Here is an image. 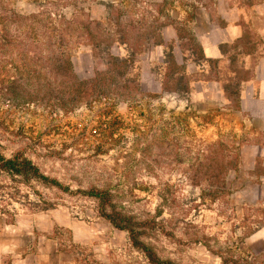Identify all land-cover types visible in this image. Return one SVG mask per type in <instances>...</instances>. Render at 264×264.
I'll return each instance as SVG.
<instances>
[{
  "label": "rangeland",
  "instance_id": "rangeland-1",
  "mask_svg": "<svg viewBox=\"0 0 264 264\" xmlns=\"http://www.w3.org/2000/svg\"><path fill=\"white\" fill-rule=\"evenodd\" d=\"M212 1L0 0V151L30 159L58 183L0 171V211L62 207L95 219L101 202L88 192L103 191L104 210L173 264H264V239L255 235L264 199L236 190L240 176H229L236 118L213 90L197 94L203 76L229 69L203 58L196 38L199 6ZM110 5L127 37L108 51L132 60L115 80L100 74L110 64L79 37L87 17L113 30ZM15 13L38 16L40 43L22 39ZM158 32L162 43L140 41ZM51 49L69 56L73 73L50 71ZM117 233L114 264H150L126 231Z\"/></svg>",
  "mask_w": 264,
  "mask_h": 264
},
{
  "label": "crops",
  "instance_id": "crops-1",
  "mask_svg": "<svg viewBox=\"0 0 264 264\" xmlns=\"http://www.w3.org/2000/svg\"><path fill=\"white\" fill-rule=\"evenodd\" d=\"M198 10L195 33L203 58L229 69L203 76L197 94L206 98L213 90L235 116L237 166L229 176H240L236 190L264 199V0H213ZM229 81L234 91L227 90ZM100 218L80 219L62 207L0 211V264H114L111 247L121 230ZM255 235L264 239V227Z\"/></svg>",
  "mask_w": 264,
  "mask_h": 264
},
{
  "label": "trees",
  "instance_id": "trees-1",
  "mask_svg": "<svg viewBox=\"0 0 264 264\" xmlns=\"http://www.w3.org/2000/svg\"><path fill=\"white\" fill-rule=\"evenodd\" d=\"M110 7H113V9L115 10L112 18L113 30H108L105 21H101L95 17H87L85 22H82L84 27L79 31V37L83 39L81 34L86 35L85 41L91 48V55L93 58H96L97 56L99 60L105 61L106 64H110V70H105L103 72H100V74L109 76L115 80L117 79L116 76H118L119 74L118 72L120 70V65L125 64L126 61H129L132 65V60L130 59V57H127V59H122L119 56H115L114 54L109 53L108 51V48L109 46H111V44L119 43L120 40L126 42L125 37H127L123 32L121 12L118 11L119 9L118 7H116V5H110ZM13 18L14 19L12 21L16 25H20V27L24 28V31L22 32L23 40H29L30 42H34L35 44L40 43V41L36 37V27L33 25L34 22L39 21V18L36 14L30 13L22 15L15 13L13 14ZM25 27H27L26 30ZM48 34L50 36V33ZM162 35V32H158L157 36L153 34H147L144 36H140V41H142L145 46L162 43L164 38V36ZM3 37H6V35L3 34ZM136 39L137 37L134 39V41H136ZM50 54H52V56L50 55V59L52 60H46L48 61L47 63L49 64L48 66L50 67V71L64 70L73 73L69 56L67 57L64 55H55L53 54L52 49ZM131 65H129V68L131 67ZM77 81L80 85L81 82L79 80ZM0 171L1 174H6L9 176H33L42 181L51 182L58 185L55 180L50 179L48 176L40 172L39 168L30 159L18 154H14L10 157H5V155L0 151ZM88 193L89 195L99 199V201L101 202L99 217L109 222L113 228L121 231H126L128 233V239L132 247L139 250L150 264H173L171 260L159 257L152 247L140 240L138 237V230H136L129 224H121V222H119L114 214H110L104 210L103 205L106 202V195L103 191L91 190Z\"/></svg>",
  "mask_w": 264,
  "mask_h": 264
}]
</instances>
